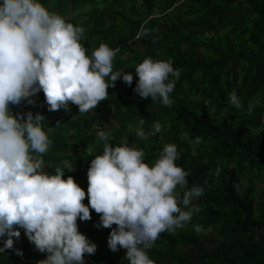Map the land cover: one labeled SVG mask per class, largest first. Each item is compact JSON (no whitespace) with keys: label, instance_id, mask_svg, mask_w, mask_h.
I'll list each match as a JSON object with an SVG mask.
<instances>
[{"label":"trees","instance_id":"16d2710c","mask_svg":"<svg viewBox=\"0 0 264 264\" xmlns=\"http://www.w3.org/2000/svg\"><path fill=\"white\" fill-rule=\"evenodd\" d=\"M42 2L85 27L88 55L102 43L116 50L114 72L134 73L146 57L170 59L181 70L171 106L141 97L135 74L131 85L118 78L109 97L87 113L74 103L50 111L43 90L31 103L11 104L15 114L39 112L46 129L55 127L42 154L44 170L54 173L68 161L74 169H65V178L74 176L87 192L91 160L104 149L98 130L111 132L113 146L127 137L144 149L149 164L175 143L176 163L188 173L178 191L182 196L193 185L203 187L192 200L200 210L183 227L162 232L149 256L155 264H264V189L257 184L264 181V0ZM233 90L242 101L239 109L229 103ZM156 122L162 130L152 135ZM136 128L144 129L143 138ZM100 215L93 209L91 219L78 218L80 231L97 245L93 254L85 253V264H127L123 247H109L112 229L97 226ZM6 239L0 237V247ZM47 255L21 229L13 247L0 252V264H38Z\"/></svg>","mask_w":264,"mask_h":264},{"label":"clouds","instance_id":"9594fccd","mask_svg":"<svg viewBox=\"0 0 264 264\" xmlns=\"http://www.w3.org/2000/svg\"><path fill=\"white\" fill-rule=\"evenodd\" d=\"M85 31L42 0H0V237L7 236L0 252L12 248L23 229L39 251L48 253L38 264H85V253L93 254L97 245L80 231L78 218L91 219L94 209L101 214L97 226L112 229L109 247L127 250V264H155L147 250L162 232L191 221L200 210L192 200L204 192L197 185L182 196L178 191L188 183V173L176 163L178 146L166 144L149 164L144 149L130 145L127 137L113 146L111 132L98 130L104 149L91 160L86 192L74 176L65 178V169H74L68 161L54 173L42 167L55 128H45V115L28 111L24 118L10 107L25 99L31 103L43 90L50 111L74 103L79 113H87L109 97L118 78L131 85L134 74L141 97L171 106L181 75L172 60L146 57L134 73L114 72L116 50L102 43L89 56L82 44ZM229 103L242 107L235 90ZM253 108L249 103L248 110ZM161 130L156 122L152 135ZM135 131L145 136L143 128Z\"/></svg>","mask_w":264,"mask_h":264},{"label":"rangeland","instance_id":"374dc122","mask_svg":"<svg viewBox=\"0 0 264 264\" xmlns=\"http://www.w3.org/2000/svg\"><path fill=\"white\" fill-rule=\"evenodd\" d=\"M258 187L260 188V189H264V181H258ZM124 249V251H127L125 248H123Z\"/></svg>","mask_w":264,"mask_h":264},{"label":"built area","instance_id":"2783aa9c","mask_svg":"<svg viewBox=\"0 0 264 264\" xmlns=\"http://www.w3.org/2000/svg\"><path fill=\"white\" fill-rule=\"evenodd\" d=\"M89 56H91V54Z\"/></svg>","mask_w":264,"mask_h":264}]
</instances>
